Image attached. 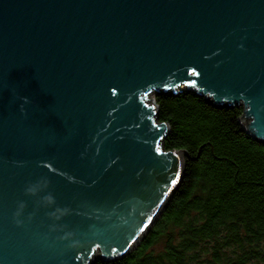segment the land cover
Returning a JSON list of instances; mask_svg holds the SVG:
<instances>
[{
    "label": "water",
    "instance_id": "water-1",
    "mask_svg": "<svg viewBox=\"0 0 264 264\" xmlns=\"http://www.w3.org/2000/svg\"><path fill=\"white\" fill-rule=\"evenodd\" d=\"M183 90L264 142V0H0V264L129 253L184 172L151 95Z\"/></svg>",
    "mask_w": 264,
    "mask_h": 264
},
{
    "label": "trees",
    "instance_id": "trees-1",
    "mask_svg": "<svg viewBox=\"0 0 264 264\" xmlns=\"http://www.w3.org/2000/svg\"><path fill=\"white\" fill-rule=\"evenodd\" d=\"M155 101L164 148L186 151L183 176L129 253L93 264H264V142L243 129L242 107L190 90Z\"/></svg>",
    "mask_w": 264,
    "mask_h": 264
},
{
    "label": "rangeland",
    "instance_id": "rangeland-1",
    "mask_svg": "<svg viewBox=\"0 0 264 264\" xmlns=\"http://www.w3.org/2000/svg\"><path fill=\"white\" fill-rule=\"evenodd\" d=\"M151 97H152V98H153V97L155 98V95H154V94H152V95H151Z\"/></svg>",
    "mask_w": 264,
    "mask_h": 264
},
{
    "label": "snow or ice",
    "instance_id": "snow-or-ice-1",
    "mask_svg": "<svg viewBox=\"0 0 264 264\" xmlns=\"http://www.w3.org/2000/svg\"><path fill=\"white\" fill-rule=\"evenodd\" d=\"M172 183H173V184H175V183H176V181L174 180Z\"/></svg>",
    "mask_w": 264,
    "mask_h": 264
}]
</instances>
